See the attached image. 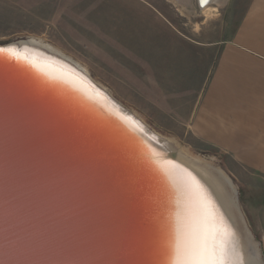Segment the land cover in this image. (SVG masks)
<instances>
[{
	"label": "water",
	"instance_id": "1",
	"mask_svg": "<svg viewBox=\"0 0 264 264\" xmlns=\"http://www.w3.org/2000/svg\"><path fill=\"white\" fill-rule=\"evenodd\" d=\"M181 147L67 56L1 44L0 264H180L205 240L264 264L237 191Z\"/></svg>",
	"mask_w": 264,
	"mask_h": 264
},
{
	"label": "rangeland",
	"instance_id": "2",
	"mask_svg": "<svg viewBox=\"0 0 264 264\" xmlns=\"http://www.w3.org/2000/svg\"><path fill=\"white\" fill-rule=\"evenodd\" d=\"M189 1L0 0V45L33 38L59 49L159 133L223 171L264 258V178L187 131L221 42L231 38L251 0L206 10Z\"/></svg>",
	"mask_w": 264,
	"mask_h": 264
},
{
	"label": "crops",
	"instance_id": "3",
	"mask_svg": "<svg viewBox=\"0 0 264 264\" xmlns=\"http://www.w3.org/2000/svg\"><path fill=\"white\" fill-rule=\"evenodd\" d=\"M196 140L264 178V0H251L188 115Z\"/></svg>",
	"mask_w": 264,
	"mask_h": 264
},
{
	"label": "bare ground",
	"instance_id": "4",
	"mask_svg": "<svg viewBox=\"0 0 264 264\" xmlns=\"http://www.w3.org/2000/svg\"><path fill=\"white\" fill-rule=\"evenodd\" d=\"M180 1H186V2H190L189 0H180ZM198 1V4L199 6L203 9V10H206L210 4L212 3H216V4H222L225 0H204L202 4H200V1ZM28 44L30 46H32L33 48H36L40 51H43V52H47V53H50V54H53L55 56L57 55H65V53L61 52L59 49L49 45V44H46L45 42L41 41V40H37V39H31L30 41H28ZM67 56V55H65ZM68 57V56H67ZM71 61L73 60L72 58L68 57ZM74 61V60H73ZM75 64L78 66L79 69L83 70L86 74H89L88 71L81 65L79 64L78 62L74 61ZM172 140V139H171ZM175 141V140H173ZM176 142V141H175ZM177 143V142H176ZM182 148V152L184 153L185 156H187L188 158H191V159H194L200 163H202L208 170L211 171L210 174H214V176L222 181L226 187H227V191L229 192V196L233 197L234 199L236 198V188L235 186L233 185V183L231 182V180L229 179L230 177H227L223 171H221L220 169L214 167L212 165V163H209L206 159L198 156V155H195L194 153H192L188 148ZM213 159V158H212ZM212 161V160H211ZM215 161V160H214ZM217 162V161H216ZM217 165V164H216ZM213 176V175H212ZM225 187V186H224ZM224 191H226V189L224 188ZM228 194V193H227ZM251 229V228H250ZM236 256L234 255L233 259H235ZM239 262V261H238ZM236 262H233V264H235Z\"/></svg>",
	"mask_w": 264,
	"mask_h": 264
},
{
	"label": "snow or ice",
	"instance_id": "5",
	"mask_svg": "<svg viewBox=\"0 0 264 264\" xmlns=\"http://www.w3.org/2000/svg\"><path fill=\"white\" fill-rule=\"evenodd\" d=\"M180 264H220L213 255L207 240L192 249L191 258L180 262Z\"/></svg>",
	"mask_w": 264,
	"mask_h": 264
}]
</instances>
